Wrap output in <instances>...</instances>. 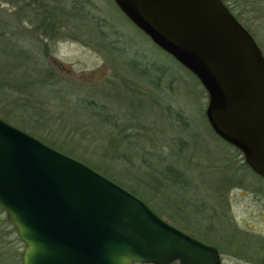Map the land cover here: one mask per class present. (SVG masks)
Wrapping results in <instances>:
<instances>
[{
    "label": "water",
    "instance_id": "obj_1",
    "mask_svg": "<svg viewBox=\"0 0 264 264\" xmlns=\"http://www.w3.org/2000/svg\"><path fill=\"white\" fill-rule=\"evenodd\" d=\"M208 92L214 133L264 179V52L222 0H114ZM0 209L24 264H222L217 248L171 224L85 162L0 116Z\"/></svg>",
    "mask_w": 264,
    "mask_h": 264
},
{
    "label": "rangeland",
    "instance_id": "obj_2",
    "mask_svg": "<svg viewBox=\"0 0 264 264\" xmlns=\"http://www.w3.org/2000/svg\"><path fill=\"white\" fill-rule=\"evenodd\" d=\"M73 1L75 0H22L18 4L0 1L3 15L15 20L16 24H23L21 29L28 34L26 35L28 46H40L38 51L35 50L36 55L43 57L42 45L47 44L50 47L51 65L65 81V84H62L64 86H61L62 90L59 89V85L55 86L58 94L51 92L59 101L54 102L50 96H46V100H49L50 113L58 115L61 100L73 103L77 96L82 99H95L101 103L105 101L103 91L106 89L113 91L109 102L117 117L139 108L144 124L141 128H133L125 133L130 135L129 138L138 133L144 136L147 127L154 124L156 132L152 134L156 136L155 144L151 143L152 141L146 142L148 162L154 164L153 154L163 156L166 161L176 162L178 169L189 177L188 183H184L186 187L181 189L165 184L166 186L160 188L156 194H151L147 190L140 191L142 188H137L140 182L135 181L136 172L126 171L123 163L114 161L112 169L119 174L120 180L124 181L128 188L139 191L143 197L147 196L160 212H164L163 216L171 221L172 218H176V223L183 225L187 230H192V226L186 222L204 229L215 230L221 227L242 229L246 239L236 244L237 249L234 244L225 247L219 242L224 251L223 264H263L261 259L264 258V180L237 171L236 162L239 164L241 156L235 155L236 151L223 145V141L211 132L205 115L208 92L194 75L157 47L149 37L129 22L123 13L110 6L109 0H89L87 10L83 12L72 10ZM238 1L231 0L237 4ZM237 6L235 14L250 28L256 36V41L258 40L257 43L260 42L264 49V2L240 0ZM55 7L66 9L65 14L67 12L71 16L68 19L65 17L64 21L56 22L62 26L55 33L59 36L57 43L49 37L52 33L49 27L53 21L50 23L45 21V15L54 11ZM72 13L76 17H72ZM50 89L53 90V86ZM4 104L6 103L2 102L0 107L6 106ZM177 112L186 117L189 123L187 130L183 129L185 127L177 120ZM19 113L21 119H27V113L20 111ZM64 115L77 124L79 118H82L83 128L75 131L80 132L79 135L70 136L74 128L71 125L66 126L69 127V136L55 133L57 128L32 131L50 141L56 137L74 151H83L81 152L83 155L94 157L92 158L94 161L101 160L98 154L92 156L88 151H101L104 147L100 144L93 147L94 145H91L93 140L88 137L97 139V143L102 144L103 127L98 126L94 131V128L88 125L89 120L72 106L66 108ZM168 135L176 137V140L181 137L187 139L190 146L186 152L180 153L177 144L176 151L174 147H170L165 139ZM77 136L78 138H75ZM84 136L88 139L83 140ZM230 164L233 165L231 172L236 171L233 175L236 183H242V186L231 190L230 184L227 185L218 178L220 171H227ZM213 196L223 197V206L219 208L218 203L216 205L218 208H211L215 203L209 204L205 198ZM174 197H182L186 203L183 204L181 199H176L174 203ZM190 200L192 208H186L184 205ZM195 203L199 206L204 205L203 209L194 208ZM205 206L210 209L204 208ZM200 211H207V215H201ZM222 211L225 213L222 215L224 222L221 224L222 220L214 214Z\"/></svg>",
    "mask_w": 264,
    "mask_h": 264
},
{
    "label": "trees",
    "instance_id": "obj_3",
    "mask_svg": "<svg viewBox=\"0 0 264 264\" xmlns=\"http://www.w3.org/2000/svg\"><path fill=\"white\" fill-rule=\"evenodd\" d=\"M0 1L11 4L22 2V0ZM55 2L57 1H54V3ZM63 10L64 12H62ZM63 10L59 8L56 9L55 7L54 11L48 12V14L45 15L46 18L44 17L46 23L53 21L49 27L52 31V33L49 34V37L55 43L58 42L59 38V36H57L58 34L55 33L58 29L62 28V26L56 24V22L60 20L64 21L65 17L67 19L71 17L67 12L65 14L66 9ZM56 11H58V13ZM73 16L76 17L74 13H72V17ZM237 17L239 21L246 26L239 16ZM73 21L77 22V20ZM22 26V23L20 25L16 24L15 20L9 19L3 15V11L0 9V104H2V102L6 103L4 104L6 106L0 107V116L20 129L28 133H33L30 134L44 141L48 145L63 153L80 159L93 167L94 170L96 169L104 175L106 174L107 177L124 186L126 189L137 195L138 198L144 200L152 209L163 217L164 212H160L158 207L152 204L147 196L143 197L139 194V191H136L135 189L132 190L125 186L124 181L120 180L118 177L119 174L115 173L112 169L114 161H117L119 164L123 163L126 166V171L136 172L135 181L140 182V184L137 185V188L141 187L142 189L140 191L147 190L151 192V194H156L160 188L166 186L165 184L176 186V182H182L183 184L185 182V184L188 183L187 178L189 177H187L183 171L178 169L176 162L166 161L163 156L157 154H153L152 159L155 160L154 164H152L151 161L148 162L146 158V142L152 141L151 143L155 144L154 141H156V136L152 134L156 132L154 124H150V126L147 127L144 136L138 133L132 136L133 138H129L130 135L125 132L133 128H141L142 124H144V119L139 113V108H136L135 111H131L132 113H123L121 116L117 117L115 114L116 112H114V109L109 102V99H111L113 95V91H109V89L103 91L105 101H102L101 103L95 99L88 100L77 96L73 103L61 100V105H59L61 108L59 114L57 113L58 115L50 113L51 109L49 106V100H46V96H50L51 100L54 102L59 101L58 97L51 92L58 94L59 91L55 89V86L59 85V89L62 90L63 87L61 86H64L62 84H65V81L51 65V50L49 45H42L44 47V50H42L43 57L36 55L35 50L38 51L40 46H28L29 43L26 41V35L28 34L25 30L21 29ZM246 29L252 33L248 26H246ZM254 38L256 39L255 35ZM258 43L259 47H261L264 52L260 42ZM52 86L53 90L50 89ZM68 106H72L75 110L79 111V113L81 112V116H84L89 120L88 125H90L92 129L94 128V131L98 126L103 127L104 137L102 144L101 142L97 143V139L88 137L93 140L91 142V145H94L93 147H98L100 145L104 147L101 151H88V154H91L92 156L93 154H98L101 160L94 161L92 160L94 157H86L81 153L83 151H74L68 144L64 141H59L56 137V140L54 139L50 141L46 137L38 136L39 134L35 133L39 132V130H53L54 128H57L55 133H59V135H62L63 133L69 136V127L66 126L71 125L74 128L72 129L73 131H71L70 136L73 137L74 135H79L80 132L75 131L83 128L81 124L84 122H82V118H79L80 121H78V124L67 119L64 113ZM118 108L123 109L124 107ZM124 109L129 110V108ZM19 111L27 113V119H21ZM176 118L181 124H183V127H185L183 129L187 130L189 123L186 117L177 112ZM62 123L64 124L62 125ZM59 125L61 128L58 127ZM34 127L38 128L35 129ZM85 129H87V127H85ZM32 130H35V132ZM210 130L216 138L223 141L214 133L211 126ZM92 134L94 136L96 135L95 133ZM75 138H78V136ZM88 138L85 136L82 137L83 140ZM165 139L169 142L170 147L175 148V151L177 144L180 153L186 152L187 148L190 146V142L184 137L176 140V137L168 135ZM176 141L178 143H176ZM223 143L227 148L236 151L235 155L241 156L242 159L239 164L236 162L237 171H243V174L248 173L251 176H257L259 179L264 180L258 175H255L248 165H246L240 152L226 142L223 141ZM232 166L233 165L230 164L227 171L221 170L220 177H218L221 182H224L227 185L230 184V190L242 186V183H236V179L233 176L236 171L233 170V172H231ZM25 250L26 244L20 238L17 229L8 219L7 213L0 209V264H24ZM261 260L264 262V258Z\"/></svg>",
    "mask_w": 264,
    "mask_h": 264
},
{
    "label": "flooded vegetation",
    "instance_id": "obj_4",
    "mask_svg": "<svg viewBox=\"0 0 264 264\" xmlns=\"http://www.w3.org/2000/svg\"><path fill=\"white\" fill-rule=\"evenodd\" d=\"M89 0H75L73 1V3H71L72 5V10H80V11H85L87 10V2ZM110 1V6H113L115 9L118 10V12L120 10V8L117 6V4L115 3L114 0H109ZM240 1V0H239ZM239 1H238V4H239ZM247 1H251V0H247ZM259 2H264V0H258ZM222 2L224 3V5H226L228 7V9L236 16V18L238 19V15L235 14L236 13V7H238L237 3H232L231 0H222ZM248 4H251V3H248ZM252 5V4H251ZM122 13V12H121ZM124 15V14H123ZM125 16V15H124ZM239 20V19H238ZM242 23V22H241ZM251 33V32H250ZM253 35V33H251ZM254 36V35H253ZM186 183V182H185ZM181 187H186L182 182H176V188H180ZM176 199H181L182 203L185 204L186 202H184L185 200H182L183 198H176L174 197V203L176 202ZM207 199V201L209 202V204H213L215 203V205L211 206V208L215 207V208H218L216 205L218 203H220V206H223V197H216V196H213V197H207L205 198ZM221 201V202H220ZM188 204L187 205H184L186 208H192V201H188L187 202ZM195 207L194 208H197V209H203V206H199V204H194ZM206 209H210V207H204ZM154 210V209H153ZM201 212V215H207V211H200ZM206 213V214H204ZM224 211L222 212H216L214 214V216H219L218 218H220L222 220V215H224ZM160 215V214H159ZM176 216V214H174ZM161 216V215H160ZM163 218L165 220H167L168 222H170L171 224L175 225L176 227L182 229V231L184 230V232H187L189 235L193 236L194 238L196 239H199L201 241H204L205 243L207 244H210L212 246H214L215 248L218 249L220 255H221V258H222V264H223V256H224V251H223V248L222 246L219 244V242L222 243V245H224L225 247H227V245L229 246H232L234 244V247H236V249L238 248V245L236 244H240L241 241H244L246 238L244 236V233H242V229H239V228H235V227H226V228H217V229H212V228H207V229H204L203 227H198L196 226V224H191V223H187V225H191V229L192 230H187L186 228L183 227V225L181 226L180 224L176 223V218H172L173 220H169L168 218H166L165 216H163ZM224 221L222 220L221 221V224L223 223ZM226 230V231H225ZM228 231V233H226ZM244 237V238H243ZM230 243V244H229ZM229 248V247H228ZM176 264H179V262H175ZM264 264V262H262Z\"/></svg>",
    "mask_w": 264,
    "mask_h": 264
}]
</instances>
